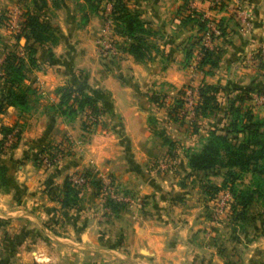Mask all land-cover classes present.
<instances>
[{"label": "crops", "instance_id": "1", "mask_svg": "<svg viewBox=\"0 0 264 264\" xmlns=\"http://www.w3.org/2000/svg\"><path fill=\"white\" fill-rule=\"evenodd\" d=\"M6 1L14 2L0 0V5ZM183 1L127 0V5L145 21L154 45L141 59L124 51L105 70L98 66L93 53L92 39L101 31L102 20L98 10L89 9L90 0H53L60 19L68 23L81 21V29L79 26L56 30L58 39L53 45L28 40L36 57V66L28 72L35 93L31 95L29 109L21 111L26 122L6 163L25 159V152L37 151L51 138L59 140L63 133L77 130L72 119L58 114L52 107L58 100L55 92L58 85L67 83L83 88L105 109L106 118L104 135L96 131L85 144V158L71 152L55 161L47 172L34 170L28 174L21 169L14 175L5 173L6 181L9 176L12 186L6 189L0 186V216L6 218L16 235L22 236L23 241L19 238L18 241L24 245L32 244L33 228L41 229V237L35 239L40 251L34 257L39 262L56 259V263L64 264H264V242L246 253V248L259 238L257 233L247 238L250 241L245 246L238 244V240L233 244L226 240L224 232L217 230L221 223L210 220L202 212L196 194L198 187L191 178L216 168L192 171L191 176H185L189 167L183 130L189 132L172 119L163 102L161 105L158 102L164 93L173 99L178 85L187 79L181 67L184 43L194 35L196 27L190 21L179 20L176 11ZM238 4L244 7L241 10L246 18L250 19V13L251 22L247 26L240 22L237 13L228 11L231 5ZM192 7L205 11L207 3L193 0ZM262 9L264 0L226 1L216 13L224 20L223 32L212 42L218 45L217 63L205 64L207 71L197 74L198 80L193 82L217 85L219 99L220 93L250 81L254 70L243 67V57L264 43ZM80 35L86 43L77 42ZM231 68L239 71V76L229 78ZM80 73L86 74L84 80ZM151 92L157 95V101L149 99ZM7 109L15 110L13 106ZM51 115L59 116V121L49 130L47 122ZM2 119L7 124L11 118ZM98 136L102 137L99 141ZM100 152L106 153L105 173L113 177L114 184L130 201L118 210H109L94 186L87 183L78 193L77 206L61 207L57 193L64 176L90 166L97 171ZM164 154L173 157L174 169L160 171L153 163ZM16 181L21 188L16 186ZM243 222L238 231L240 239L250 233L247 228L250 224ZM49 244L60 248V254L56 252L54 256L46 248L44 251L43 247Z\"/></svg>", "mask_w": 264, "mask_h": 264}, {"label": "trees", "instance_id": "2", "mask_svg": "<svg viewBox=\"0 0 264 264\" xmlns=\"http://www.w3.org/2000/svg\"><path fill=\"white\" fill-rule=\"evenodd\" d=\"M100 1L90 0L89 9L93 11L99 10ZM106 1H109L110 15L113 20L112 30L122 40L123 45L119 48L131 54L136 59L143 58L154 45L152 39L149 37L150 30L145 21L141 20L137 13L127 5V0ZM188 1L184 0L176 11L178 17H180V21L183 23L189 21L194 23L197 31L195 35L188 37L189 42L184 44V61L187 64L190 63L193 55L192 48L195 46L196 50L200 51V56L196 62V69L205 72L207 71L204 69L205 64L216 65L217 50L215 47H208L202 44L203 34L207 29V17L202 16V11L188 6ZM226 1L220 0L217 4V10H221L226 5ZM34 2L35 0H30L28 4L25 3L23 6H20L18 28L16 31H13L14 45L18 46V51L7 49L3 58L0 60V81L5 86V91L0 98V110L6 105L14 106L19 111H26L30 107V94L34 92V88L30 85L29 81L27 82V79L29 80V70L36 66V60L34 56L35 50L29 44L28 40L33 39L38 43L56 41V35L50 26L41 20L36 11L29 6L30 3L34 5ZM211 8H214V6H211ZM210 19L215 22L219 30L218 35L221 34L224 29L223 17L213 16ZM20 38H23L22 43H19ZM149 43L150 45L148 46ZM257 53H259V48H257L252 57H256ZM253 91L263 96L264 103V91ZM55 92L58 94V100L52 107L58 114L72 116L80 113L82 119L88 121L85 122L87 125H94L97 123L99 115L105 111L102 106L97 104L96 98L93 95L79 86L66 83L56 86ZM196 92L197 98L193 109L195 116H205L210 110L218 107L217 85L201 82L196 86ZM233 92V94L231 92L225 94L224 99V102L227 104V109L232 110L234 113L228 122L230 127H226L223 132H217L216 129L211 128L208 131L206 142L200 148L197 150L193 149L191 152L188 149L186 150L189 173L196 170L213 168L215 165L235 166L240 171H249L253 178L256 179L254 186L256 187L257 185L258 187L262 178H264V116H258L250 108L241 110L238 105H235L236 101L241 103L252 97V90L250 88L241 86L234 88ZM157 98L153 92L149 94L150 100L156 101ZM181 108L182 100L172 105V110H168L169 114L173 115L172 119L176 120L180 117L178 113ZM89 117H92V119ZM148 120L150 121V117ZM229 132L241 133L242 138L237 142H232L228 137ZM9 133L13 135L14 142L7 146V149L15 145L19 137V131L15 129L14 124H0V149L1 144ZM48 146L41 150L48 151L50 155L56 152L50 150ZM221 157H224V159L221 160ZM5 169V165L0 163L1 187L6 186ZM73 173L83 176L85 184H92L95 190L101 188L102 181L95 176L94 171L90 168H83ZM69 176L70 174L64 176L57 195L60 206L65 208L77 206L79 201L78 193L81 189L71 182ZM237 177L238 173L235 170L228 169L220 184L210 185L209 196L211 197L220 187L227 186L232 195V200L229 203L231 212L234 216L244 219L246 209L251 204L253 196L249 193L243 194L240 190L238 194V190L235 191L233 189L232 184ZM108 179L111 182L112 179ZM205 189L207 190L209 188L205 187ZM105 205L109 210L115 211L123 207L125 201L106 197Z\"/></svg>", "mask_w": 264, "mask_h": 264}, {"label": "rangeland", "instance_id": "3", "mask_svg": "<svg viewBox=\"0 0 264 264\" xmlns=\"http://www.w3.org/2000/svg\"><path fill=\"white\" fill-rule=\"evenodd\" d=\"M24 1V2H23ZM14 0V2L12 1H6L5 5H0V60L3 58L5 52L7 49L9 50H17L18 51V46L14 45V38H13V34L14 32L11 31L8 27V25L6 24V19L8 17L12 16H17L20 13V6H23V4L27 3V0ZM44 1V2H43ZM47 2H49V4H47ZM39 5V6H38ZM19 9H17V7ZM31 7V9L35 10L38 17L41 18V20H43L44 22H46L50 28L53 30L54 34L56 35L55 31L64 27L66 29L70 28L73 29L75 27H79L80 25H82L83 23L81 21H75V22H67V21H62L60 19V14H58L55 10V3H53V0H35L34 5H29ZM76 7V5H75ZM81 7V6H80ZM109 8V1L106 0H102L100 5H99V10H98V15L101 17L102 20V28L101 31L92 39V44H93V53L95 56V60L96 63L98 64V66H100L101 70H105L108 69V67H110L114 62L118 61L123 54V50H121V48H119L120 46H122V40L121 37H119L117 34H114L115 36L112 37L115 40V45L118 48V51L116 52V54H110V53H106V54H101V52H99V49L97 48V43H96V39L102 34V29H103V13L105 10H107ZM207 9V8H206ZM244 9V7L242 6V4H238L237 6L231 5V8L228 10L229 12H231L232 14L236 13V10H241ZM264 10V9H262ZM201 11V10H200ZM259 11H261V9L259 8ZM218 13V12H216ZM214 17H217V15H214ZM249 18H247V21L250 23L251 22V17H250V13H249ZM248 23V24H249ZM194 24V23H192ZM195 25V24H194ZM94 26V25H93ZM82 26H80L79 28L81 29ZM251 28V27H250ZM249 31V30H248ZM195 33H197L196 29H195ZM194 33V35H195ZM113 35V34H112ZM193 35V34H192ZM57 36H56V41H57ZM55 41V42H56ZM23 42V38L19 39V43ZM52 41H46L44 42L45 44H51L53 45ZM77 42L78 43H86V39L85 37H83L82 35H80V37H77ZM187 42H189V38L185 41L184 44H186ZM150 45V43L148 44V46ZM86 45H83V47H85ZM212 47H215L216 50L218 49V45L216 44H212ZM261 46H264V43L257 46L253 51L249 52L247 54V56L243 57L242 59L245 60V65L243 67H249L252 68L254 70V74L252 75V77H250V81L249 82H240L238 83L239 86L234 87V88H238V87H247L250 88L252 90V92H254L253 90H258V91H264V60L261 59L260 54L257 53L256 57H252L254 52H256L257 48H260ZM86 49V47H85ZM150 50V49H149ZM196 51V47L193 46L192 48V52ZM126 52V51H125ZM19 53V52H18ZM194 54V53H193ZM193 58V55H192ZM36 60V57H35ZM96 64V65H97ZM189 64H187L185 61L184 63L181 64V67H183V71H185L183 74L186 76L187 79L183 80L179 85H178V89L177 91H175V94L173 96V99L167 98L166 94L164 93V97L166 99H163V96L160 98L161 101L158 100L159 104L161 105V103L163 102V107L166 106V109H168L169 111L172 110V105L176 102H178L179 100H182V108L179 110L178 116H180L178 119H176L177 124L180 125V127H183L185 130H188L189 133H186L183 130V134L185 136V139L183 141V145L187 144V149L189 152H191L193 149L197 150L198 148L201 147V145L206 142L207 137H208V131L211 130V128H214L217 130V132H223V130H225L226 127H230L228 122L229 120H231V118L233 117V112L232 110L230 111L229 109H227V104L224 102L225 99V94L231 92L232 94L234 93L233 90H228L227 93L222 94L220 93L219 96L220 98L218 99L219 105L216 109H212L210 110L207 114H205V116L199 117V116H195L192 113V110L194 109V105H190L187 101V99L185 100L183 97L180 98V96H184L183 92L184 89H189V87L194 88L196 87L199 83L193 82L192 80H198V76L200 73H202V71L198 70L195 68V70H190ZM230 74H232V76H229V78H236L237 76H239L240 72L236 71L235 69L231 68L230 70ZM80 78L82 80L85 79L86 74L84 73H80ZM28 77L30 78V75L28 74ZM197 77V78H196ZM234 80V79H233ZM202 81V80H201ZM28 82V79H27ZM168 88H165V90H167ZM5 91V86L3 83H1L0 81V98L1 95L3 94V92ZM35 93V91L33 92ZM30 94V98L31 95ZM160 94H158L159 96ZM157 96V95H156ZM178 98V100H176ZM156 100V101H157ZM235 105L239 106V108L241 110L244 109H248L250 108V110H252V112H254L255 114H257L258 116H264V105L259 103L256 99H253L252 97L250 99H246L241 103H238L237 101L235 102ZM234 105V106H235ZM11 106V105H6L2 110H0V124H4L2 123V120L7 121V118H11L9 123H7L6 125H11L14 124L15 125V129H18L19 131V137L16 140V143L13 147L8 148L7 146L11 145V143L14 142V137H11L10 139H5L3 141V143L1 144V149L2 151H0V163L5 165V173L14 175L17 174V172H19L21 169L24 173L28 174L30 172H34L37 173L36 171H39L38 173H42V172H47L51 170V166L53 164H55V161L59 160V158L65 157L67 155H70L71 152L78 154L77 156H80L82 159L85 158L86 156L84 155V150L85 148H87L85 146V144L87 142H90L93 134L98 131L99 135H104V133L102 132V129L104 127H106L105 125V119L103 116V113L99 115L97 123L92 125V124H88L85 122L88 121H84L80 115V113H77L75 115L72 116H64L67 117L69 119H72L73 123H76L77 126V130L76 131H70V132H65L63 133L59 140L57 139H53L51 138V141L47 142L46 144H44L42 146V148H45L47 145H49L48 147L50 148V150H52L53 152H57L59 157H57L50 165H42L41 160H42V155L47 154L48 151H42V148L37 149V151H33L34 153H32V151H28L25 152L27 156H25V159H23V157H21L20 160L18 161H9L10 162V166L6 163L7 162V157L9 158V156L11 157V153H12V149L17 145V142L19 141L20 138V132L23 129V122H26V119L24 117H21V111H19L16 107L15 110L9 111L7 108ZM168 111V113H169ZM79 116V117H77ZM171 117H173L172 114H170ZM7 117V118H4ZM59 116L56 115H51L50 118L48 119V124L50 125L49 130H51V128L53 127V125L55 123H57L59 121L58 119ZM39 119V118H37ZM36 119V120H37ZM111 119V118H110ZM113 123H116V120L113 119ZM72 128H75V126H73ZM49 133V132H48ZM228 137L232 142H237L238 140H240L242 138V134L238 133V132H229L228 133ZM102 137L98 136V138L96 140H101ZM94 141V142H98V141ZM186 146V145H185ZM83 147V149H82ZM49 154V153H48ZM54 154V153H53ZM104 154L106 153H101L97 156V160H98V170L96 171V169H94L93 167L90 166V169L92 171H94L95 176H97L100 180L103 179L104 181L109 180L108 178L112 179L110 183H108L109 185H111L113 191L117 192V193H122L123 190L116 184H114L113 181V177H111V175H108L107 170L105 169L104 166ZM163 156V155H162ZM158 158H160L159 156L156 157L153 160V163H156L155 160H157ZM113 159L115 160V155L113 157ZM224 157H221V160H223ZM86 160V159H85ZM29 163V164H27ZM21 165V166H19ZM176 163H174V165L172 166H166L165 168H160V171H168L170 169H174L175 168ZM155 166V165H154ZM95 167V166H94ZM174 167V168H173ZM213 168H216L215 170L212 171H208L207 173H200V175H198V173H196L195 176H192V181L194 183V185H197V189L198 192L196 193L198 196V201L199 204L201 206V209L203 210L202 212H204L207 217L212 220V221H218L221 223V228L217 229L219 232H221V234H223L224 232V236H227L226 240L230 239V242L236 243L235 240H238V244H240L241 246H245L244 244L247 245V243L250 241L249 239L247 240V238H249L250 235H252L253 233H257V236H259V238L256 239V241H254L253 245L250 244V246L248 248H246V253L250 252L251 250H253V247L255 246H262V243L264 242V178H262L260 185H256V187L254 186L256 179L253 178L252 174L249 171H240L237 167L232 166H220V165H215ZM228 169H232L235 170L236 173H238V177L235 179V181L232 184V187L235 191L238 190V194H239V190L240 192H242L243 194L249 193L253 196V200L251 202V204L249 205V207L246 209V215L245 218H238L236 216L233 215V213L231 212V208H228L227 212H223V214L214 217L212 214V204L209 200L210 198V189H211V184H216V182H221L222 179H220L221 177L223 178L225 175V172ZM82 170V169H81ZM76 171H80L78 169H76ZM73 171L69 172L68 174L73 173ZM190 172V171H188ZM192 173H187V175L185 176H191ZM210 175V176H207ZM215 177H214V176ZM5 176H7L5 174ZM264 176V175H263ZM199 177V178H198ZM9 176H8V182L6 181V186H3L2 188H8L12 186V181L9 180ZM19 182V181H18ZM18 182L16 181V186L21 188L20 185H18ZM50 183H48L47 185H49ZM87 184V183H86ZM85 184V185H86ZM220 184V183H218ZM216 184V185H218ZM45 185V187L47 186ZM83 185V186H85ZM50 186H53L52 184ZM255 189H254V187ZM193 187V186H192ZM205 187H208L209 189H205ZM83 187H81L82 189ZM59 189V188H58ZM80 189V191H81ZM201 189V190H200ZM106 189H104L101 185L100 189H96V192L100 198V201L105 204V198L107 197L108 193H105ZM252 190V193H251ZM258 193H257V192ZM59 193V192H58ZM57 193V194H58ZM234 216V217H233ZM43 218V217H42ZM242 219V220H241ZM243 220L246 222L248 221V223L250 224V226H247L248 230H250V233H248L249 235H247L246 237L242 236V238L240 239L239 232L241 231V228L243 225ZM246 227V226H245ZM239 231V232H238ZM41 229L39 228H33L31 230V235H32V244H21V242L18 241V238L20 239V241H23L22 236L21 235H16L15 230L13 231V229H11V226L8 225L6 218H4L3 216H0V264H64V263H56V259H53L51 261H46V263L44 262H39V258L36 259V254L35 252L37 251V253L40 251V246L38 244H36V240L38 236L41 235ZM262 235V236H260ZM19 236V237H18ZM41 237V236H40ZM218 239V237L216 238ZM247 242V243H245ZM232 244V243H231ZM234 247V245H233ZM45 248L48 250V252H52L55 256V253L57 252L58 254H60L61 250L60 248H58L55 244H49L46 247H43L44 251ZM42 249V251H43ZM233 248L231 247V250ZM25 251V252H24ZM26 256V257H23ZM28 256V257H27ZM30 256V257H29ZM21 260H18L20 259ZM31 258V259H29ZM23 260H27L24 263ZM31 260V262H29ZM37 260V261H36Z\"/></svg>", "mask_w": 264, "mask_h": 264}, {"label": "built area", "instance_id": "4", "mask_svg": "<svg viewBox=\"0 0 264 264\" xmlns=\"http://www.w3.org/2000/svg\"><path fill=\"white\" fill-rule=\"evenodd\" d=\"M192 1L193 0L188 1V6L192 7ZM205 1L207 3V7H206L207 9L205 11H202L203 12L202 16L207 17V21H206L207 29L205 30L203 34L202 44L208 47H212L211 44L214 38L218 36L219 30L216 27L215 22L212 19H210V17H213L214 15H216V12L220 11V10H217V6H218L217 4L220 0H205ZM211 6H214V8H211ZM16 7L17 9H19L18 6ZM236 13L240 17V22L244 24L245 26H247L248 21H247L246 15L243 14L242 10H236ZM18 19H19V15L17 16L11 15L10 17L6 19V24L8 25L11 31L17 30ZM112 26H113V20L110 15V10L108 8L103 13V29H102L103 32L96 39L97 48L99 49V52H101V54H106V53L116 54V52L118 51V48L115 45V40L112 38L115 36L114 34H116L115 32H113ZM193 53H194L193 58L191 59L188 65L191 71L195 70L196 62L200 56L199 50H196ZM259 54L261 56L260 58L264 60V46H261L259 48ZM183 95L184 96H181V97H183L185 100L187 99L188 103L191 106L195 105L196 98H197L196 87L194 88L189 87V89H184ZM251 96L253 99H256L259 103L264 105L263 96L261 94L251 92ZM192 113H193V110H192ZM89 118L92 119V117H89ZM11 137H13L11 133L7 134L6 136L7 139H10ZM57 157H59L57 152H55L52 155L48 153L44 154L42 155L41 163L44 166L50 165ZM174 162L175 161L173 157H171L170 155L164 154L163 156H161L160 158L156 160V165L160 168H165L166 166L174 165ZM69 178L71 182L78 188H81L83 184H85L84 177L79 174L71 173ZM101 181H102V187L106 189L104 192L108 193L107 197L113 198L115 200H122L125 202L130 201L131 198L127 194L117 193L113 191L111 185L108 184L110 183L109 180L104 181L103 179H101ZM209 200L211 204L213 205L212 206L213 216L214 217L219 216L223 214V212L226 213L229 208V203L232 200L231 191L227 186L220 187L209 198Z\"/></svg>", "mask_w": 264, "mask_h": 264}]
</instances>
